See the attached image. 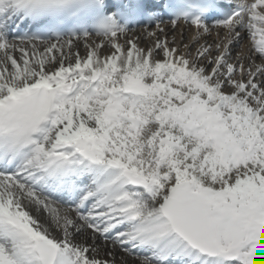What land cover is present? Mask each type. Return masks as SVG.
<instances>
[{
	"label": "bare ground",
	"instance_id": "6f19581e",
	"mask_svg": "<svg viewBox=\"0 0 264 264\" xmlns=\"http://www.w3.org/2000/svg\"><path fill=\"white\" fill-rule=\"evenodd\" d=\"M176 25H178L179 28H177ZM173 28H176V34H181L180 39L186 37V43H188L186 35H189L188 38L192 42L198 38L199 41H204L206 38V36L199 37L201 36L199 29L180 23L175 25L162 24L161 31L156 34L147 33L143 30L137 29L133 32V34L130 35V37H125V33L120 34L119 32L111 39L112 42H109V40H106L105 38L99 39L94 36L77 37V39L73 40L72 42L68 39L57 41H36L35 44L38 45V50L42 49L43 47L41 50L43 58L40 57V62H38L35 58V48L30 49V47L26 48V53H17V51L15 52L14 50L10 49L9 51L10 56H12V60L9 61L7 58H4V53L2 52L9 49L5 47L4 49L0 50V70H2L3 75H8L9 77L6 82L7 86L0 96L7 94L9 91L22 92L28 88L34 90L40 87L52 85L57 86L62 90H68L70 85L79 83L81 86L75 96H77L76 103H78V106L83 109V113L78 111L79 115H74L73 111L71 110L72 106L68 105L69 100H60L57 106L62 112H59L57 115H55L54 119H52L53 122L56 120L58 121L56 128L60 130L56 133L55 131L52 133L50 146L44 148H66L68 154L71 155V158L74 161L76 160V154L74 150L77 149L83 142L92 147L96 155L102 159L103 147L96 138V135L100 137H102V135L101 132L96 131L95 129H97L100 124H104V120L106 119H109L110 121L116 120V114H113V108L115 104H117V106L121 104V110H125L127 115L130 116L131 120H134L136 112L134 109H124V106L126 107L125 103H127L126 100L117 103L118 95L116 94V91L118 88H111L104 95V98L108 97V101L105 100V104H107V102H110V104H108L106 108L104 104L102 111H98L99 113H96L100 124L96 122L92 124L89 122L87 118L90 119V117L93 116L91 111L93 109L89 103L84 105V101H86L87 96L82 92V87L86 86L88 82H90L89 73L101 71L103 74H105L107 71H116L117 74H119L120 72L122 73V71L127 70L128 72L123 75L126 76V78H132L134 74L131 69L138 68L143 63H145L146 58H148L146 53L150 51L151 48L155 47V50L154 52H150V54L160 56V54L157 52V49L163 47L165 41L163 38H169L170 36L167 34L171 33ZM204 31L205 30L202 32L204 33ZM195 32L197 34H193ZM211 37L212 36H210V38ZM180 39L178 40L180 41ZM166 40V47H170L171 49L178 47L179 43L181 42H179L177 38H174V41L171 43L172 46H170L168 39ZM206 41H209V39ZM206 41L202 43L199 51L194 52L195 48L198 46L197 43H195L191 52L188 47L186 50H181V48L184 46L179 47L178 51L180 52L181 50L180 55L184 57L187 54L189 57L190 55H194L188 59V62H193L194 65H196L199 63L196 62L197 56L199 55V58L203 56V54L200 55V51H203L202 49L206 46ZM86 43H92V46H89ZM215 43H217V41H215ZM234 44H236L235 40L230 41L229 47L232 48L231 46ZM146 45H149L150 47L147 48ZM142 47H146L145 52L141 50ZM206 47L209 48L212 47V45L209 44V46ZM54 49L59 53L55 52L57 55V63L51 64V55L54 53ZM224 51L226 53V49ZM251 54L254 55L253 52H251ZM39 55L41 56V53ZM209 56L210 54L208 53L204 59L205 69L209 68ZM201 63L202 62H200V65H197V67L201 66ZM30 67L34 68L36 71L32 73L29 70ZM209 69H212V66ZM218 70V68L213 69L214 76L219 74ZM260 81H263L262 77L260 78ZM225 82L226 80L223 81V83ZM241 87L242 86L240 84L239 89ZM235 96L237 95L235 94ZM263 99L264 98H258L254 102L256 104L261 103ZM78 116H84L80 119L81 125L78 123ZM84 120L87 122H84ZM79 127L82 129L80 130ZM43 129H45V127H43ZM116 147L118 148V145H116ZM77 158L82 159L80 157ZM30 163H32L33 168L36 169H38L40 166L39 161L33 160ZM95 166L97 167L96 164H91L89 169ZM77 168H79V166H77ZM86 169V167L82 168V170ZM99 173H102V170L97 167L96 175L93 176L88 174V180L93 179V181L96 183V186L101 184V182L98 183ZM119 177L120 172L112 170L107 174V176H104V179L107 181V186H112V191L109 187L108 189H102V193L105 195L112 192L113 197H109L110 200H100L99 202L95 203L93 205L95 206L94 211H92L90 215H86L84 217H81L82 214L79 213L81 208L79 205L77 206V204L75 207L65 206L51 197L41 194L36 189L30 188L29 184L25 182L16 179L2 178L0 181V210L6 217L4 221H15V224L9 227L11 230H16L19 232H26L28 230V233H22V235L19 233V239H15L13 241L14 244L22 249L29 247L33 250H38L44 238H47L55 241L59 246H62V244L65 245L66 242H69L72 243V245H74L77 250L83 251L84 247L87 248L88 251H90V253L87 254V258L85 257V252H83L84 254L80 253V257L84 261H90L92 263L96 262V264H106L107 260L113 259L115 260V264H151L153 260L144 258L143 253L138 255L136 253L137 251L133 252L131 248L125 249V247L123 248L117 243L115 244L110 240L102 238L106 234L105 230L98 229L93 224H87V222H89L88 219L92 218L94 222L100 223L102 217H108V221L110 222L108 231L117 230L122 224L130 223L129 225L131 227L129 226L130 228L128 230H124L123 232L118 231L117 234L118 236L123 235L124 238L130 239L131 243L134 244L142 242V240H146V242L149 244L153 242L149 239L150 236L155 232L160 233V238L163 240L161 244L155 249L158 251V253H161V257L171 253L173 250H176V253L179 252L181 256L190 255L192 251L188 247H185L184 250H182L181 247L175 248L176 243L168 247L163 246L165 238H169L170 236L165 231L168 229L167 222L159 214V202L157 201V203H152V201L147 200L144 196L142 197L141 201V198H139V195L135 192L129 191V194L126 193L124 191L126 189L122 187L124 180H121L118 184H115ZM23 178L24 180H28L29 175L24 172ZM76 183L81 184L79 182ZM73 188H76L77 192L82 189L81 186L72 184L69 186V191H71ZM98 193V190L93 191L88 195L83 203L85 204L92 202V200L97 197ZM110 201H113L112 207L108 208L107 204ZM122 202L127 203H124L120 207V212L118 211L115 213L113 208L119 206V204ZM131 205L137 207L136 213L128 217L122 216L121 211L125 207ZM143 205L144 208L142 212L141 210ZM138 215L140 216V220L138 223H136V227H134V217ZM51 223L56 225L58 229H53ZM3 235V237H6L7 234ZM109 242L112 243V245H110ZM154 245L155 244L153 243V246ZM155 249H152L151 251H155ZM7 250L8 248H6L4 241L0 239V252ZM71 251H69L68 248H61V251L57 254L56 260L52 264H74L72 262L73 254ZM107 252H109V254H107ZM14 254L18 255L16 251ZM106 254L110 258H106L104 256ZM115 254H117V256L116 258H113L112 256ZM176 258H179V261H187L188 259L185 257H183V259L182 257ZM9 264L13 263L10 262ZM30 264L34 263L30 262Z\"/></svg>",
	"mask_w": 264,
	"mask_h": 264
},
{
	"label": "rangeland",
	"instance_id": "374dc122",
	"mask_svg": "<svg viewBox=\"0 0 264 264\" xmlns=\"http://www.w3.org/2000/svg\"><path fill=\"white\" fill-rule=\"evenodd\" d=\"M176 26L177 28H179L178 25ZM175 29L176 28H173L171 33L167 34L170 36L169 38L166 37L164 38L165 41H167L166 39H168V43H170V46H172L171 43L174 41L173 40L174 38H177V40L180 39L181 34L179 33L176 34ZM200 33L201 36L199 37H202L203 32ZM193 34H197V33L195 32ZM186 36L188 43H186L185 41L186 37H183L182 39H180L181 42L178 40L180 42L178 47H175L173 49H171L170 47H166V42L164 41L163 47L157 49V52L160 54V56L159 55L157 56H159L160 58L170 57L173 60L186 64L187 60L194 55H190V57L188 54L185 55V57L181 56L180 55L181 50L182 49L186 50L189 48L191 52V50H193L194 48L195 43L197 44L201 43L198 40L192 42L188 38L189 35ZM110 40L111 38H109V42H112V40L111 41ZM87 45L92 46V43ZM146 46L147 48L150 47L149 45ZM179 47H182L180 52L178 51ZM145 48L146 47H142L141 50L145 52ZM42 49H40V53H41V57L43 58L41 51ZM55 52L59 53L57 50L54 49V53L51 55L52 58L51 64L57 63V58H56L57 55L55 54ZM246 53H248V51H246ZM35 58L39 62L40 60L39 56H35ZM199 61L202 63L201 66L198 67V69L200 71L205 70V60L201 61L198 55L196 62L198 63ZM200 62L198 63V65L200 64ZM190 63L191 65H194L193 62ZM213 63L214 60H211L209 66H211ZM216 64L217 63L215 62L214 65ZM218 65L220 66L221 64L219 63ZM30 70L32 72L34 71V69L32 68H30ZM220 72L221 70H218V73ZM223 78L221 79L218 77L217 79L221 83ZM228 87L229 86L227 85V88ZM222 88H225V90H227L226 85L225 86L223 85ZM212 98L213 97L211 96L210 99ZM183 112L184 111L181 110V113ZM82 117L84 116H78L77 118L79 125H81L80 119ZM262 120L264 121V116ZM84 122L87 121L84 120ZM255 125L258 126L257 124ZM79 128L80 130L82 129L81 127ZM151 129L153 128L148 129V131H144L145 129L141 128L139 135L136 137V140L134 141L135 146L131 147V149L133 150V154L136 155V162L133 161L131 162L130 165L137 168L139 171H141L142 168H145L151 162L150 161L151 157L149 158L148 155L149 154L148 151H150L151 148L146 149L144 146V141L146 140V137ZM233 132L235 133V135H237L236 127L233 128ZM166 135L171 137L170 138L171 140L173 137V139L176 140V142H178L177 143L178 147H171L170 145L169 148L170 152L165 160H163V156H161L160 153H155V161L157 162L165 161V162L162 165L163 172L161 175V182L155 188L156 192H154V195L150 196L149 201L155 203L161 200L163 194H166L168 191H170L172 187H175V192L178 196L184 197V195H189L191 191L188 190V184L191 180L195 179L197 182V188L195 190L196 193L201 194V197H211L213 199V203L211 207V209L213 210L212 212L213 214L210 221L211 223H214L215 230H218L221 233L222 230L224 231L226 238L225 245L229 246V243H231L230 229L232 227L224 230L223 229L224 223L232 220L230 224H233L235 218L237 219V215L240 216V219L237 221V223L239 224L241 229L248 228L250 226L264 227V164L236 162L237 164L233 165L232 161L231 160L229 161V151H231V146L233 148V143H235V139L233 138H231L229 141L230 142V147H228L229 150L223 156H220L217 150L212 151L210 147L202 148V149L201 147L200 148L198 147L197 149H194V147L199 144L200 140L196 134L189 132L187 128H181L180 126H171V124L166 123L165 128L163 129L162 132V136H166ZM239 192L244 193V199L242 200V198L238 197L232 202L231 200L234 197L233 194L234 193L238 194ZM219 199L222 200V203L220 205L218 203ZM247 202L250 204V206L247 207L246 209H242V207L246 205ZM217 204L220 210L217 213H215V209H217ZM250 211L252 213V217L247 218L246 215ZM51 225L53 229L55 230L58 229V227L53 223H51ZM222 235L223 233L221 234V237ZM68 244L72 246V243L68 242ZM234 244L235 243H233V245ZM110 245H112V243H110ZM82 252H85L86 258H87V254L90 253V251H88V249L85 247ZM258 252L259 251H257V253ZM107 254H109V252H107ZM106 255H104L106 258L107 257L110 258L108 255L107 256ZM116 256L117 254L113 255L112 257L116 258ZM112 260H107L106 264L108 263L115 264L114 263L115 260L113 261ZM90 264H96V262L94 263L90 262Z\"/></svg>",
	"mask_w": 264,
	"mask_h": 264
},
{
	"label": "water",
	"instance_id": "95a60500",
	"mask_svg": "<svg viewBox=\"0 0 264 264\" xmlns=\"http://www.w3.org/2000/svg\"><path fill=\"white\" fill-rule=\"evenodd\" d=\"M163 211L171 218L175 229L193 245L208 249L207 218L201 206L191 201L176 202L168 199L163 205Z\"/></svg>",
	"mask_w": 264,
	"mask_h": 264
}]
</instances>
